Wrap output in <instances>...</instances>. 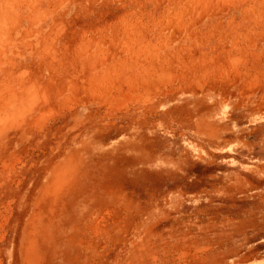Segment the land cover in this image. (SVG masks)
Segmentation results:
<instances>
[{
	"label": "rangeland",
	"instance_id": "obj_1",
	"mask_svg": "<svg viewBox=\"0 0 264 264\" xmlns=\"http://www.w3.org/2000/svg\"><path fill=\"white\" fill-rule=\"evenodd\" d=\"M0 264H264V0H0Z\"/></svg>",
	"mask_w": 264,
	"mask_h": 264
}]
</instances>
